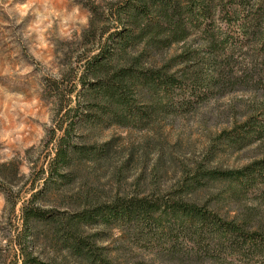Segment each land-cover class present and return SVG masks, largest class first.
Wrapping results in <instances>:
<instances>
[{"label": "trees", "instance_id": "trees-1", "mask_svg": "<svg viewBox=\"0 0 264 264\" xmlns=\"http://www.w3.org/2000/svg\"><path fill=\"white\" fill-rule=\"evenodd\" d=\"M111 20L116 30L98 36L81 90L75 97L72 92L71 106L57 113L59 126L49 142L56 143L55 157L44 171V191L58 180L69 183L76 162H93L105 152L107 145L100 151L75 142L82 125L148 130L176 112L194 110L230 85L247 82L264 55V0H125ZM175 46L180 51L158 59ZM245 51L254 55L250 62H232ZM57 132L61 136L55 140ZM217 139L225 151L261 148L264 92ZM212 188L216 194L210 198L192 199ZM72 198V212L42 208L34 200L23 209L24 231L15 241L22 264H64L44 262L36 254L35 224H45L56 250L66 251L76 264H116L107 247L86 236L92 226L120 229L132 244L157 257L264 264V225H250L246 215H257L247 209L250 202L254 209L264 206V153L238 169L200 166L169 192L102 200L81 188ZM223 204L237 206L246 217L223 215L218 208Z\"/></svg>", "mask_w": 264, "mask_h": 264}, {"label": "rangeland", "instance_id": "rangeland-1", "mask_svg": "<svg viewBox=\"0 0 264 264\" xmlns=\"http://www.w3.org/2000/svg\"><path fill=\"white\" fill-rule=\"evenodd\" d=\"M124 2L0 0V264H22L15 241L24 231L23 209L32 200L42 208L72 212L76 205L71 199L81 188L93 190L102 200L169 192L200 166L238 169L264 153V144L234 152L225 151L217 141L224 130L241 121L254 98L263 94V55L258 73L247 77V82H231L235 84L220 90L221 95L190 112L163 118L148 130L82 125L74 133L75 142L100 151L107 145L105 152L93 162H76L69 183L58 180L43 190L44 171L55 157L56 143L49 142L52 130L59 126L57 113L62 106L64 110L71 106L81 90L87 61L99 48L98 36L116 30L111 14ZM180 48L162 51L158 59ZM252 57L251 52H237L232 62L242 64ZM55 136L57 140L61 133ZM212 194H216L214 188L192 199L206 200ZM222 206L218 208L223 215L246 217L237 206ZM253 206L250 202L247 209L256 210L257 215L246 214L249 224L264 225V206ZM34 229L35 252L44 262L76 264L66 251L56 250L45 224H35ZM85 234L96 237L98 246L107 247L116 264H207L157 257L132 244L117 228L92 226Z\"/></svg>", "mask_w": 264, "mask_h": 264}]
</instances>
